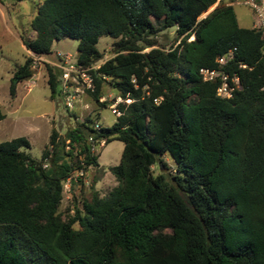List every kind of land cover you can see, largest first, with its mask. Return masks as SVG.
<instances>
[{"label": "trees", "instance_id": "16d2710c", "mask_svg": "<svg viewBox=\"0 0 264 264\" xmlns=\"http://www.w3.org/2000/svg\"><path fill=\"white\" fill-rule=\"evenodd\" d=\"M213 1L37 2L34 34H19L24 48L47 54L53 38L68 34L77 38L75 63L86 66L101 56L99 34L116 37L112 53L88 69V90L106 105L99 96L108 81L121 99L109 125L96 129L86 114L62 133L51 127L38 157L23 148L24 135L0 140V264H264L262 38L238 24L227 0L198 16ZM170 25L175 43L156 44L153 32ZM231 46L226 68L239 86L221 96L198 67L215 65ZM30 64L29 54L14 66L15 80L31 74ZM44 64L52 97L60 68ZM89 134L121 140L108 166L115 183L103 193L92 188L63 217L62 181L80 165L77 154L82 168L98 164ZM163 152L172 169L153 171Z\"/></svg>", "mask_w": 264, "mask_h": 264}, {"label": "rangeland", "instance_id": "374dc122", "mask_svg": "<svg viewBox=\"0 0 264 264\" xmlns=\"http://www.w3.org/2000/svg\"><path fill=\"white\" fill-rule=\"evenodd\" d=\"M40 0H0V109L3 116L0 117V140L16 135H24L29 145L23 147L31 156L38 157L40 151L47 144L48 133L54 127L58 133H62L66 126L74 124L84 115L90 114L97 120L98 124L109 125L115 118V112L111 110L112 103L120 100L116 91L108 81H102L100 85L99 99H104L106 105L99 106L92 99L89 90L80 78H68L64 85L59 77L61 86L60 93L49 96V87L45 80V64H52V61L60 62L55 56L59 54L67 61L75 58L77 38L68 34H60L50 42V51L41 54L47 60H36L31 66V74L27 77L13 80L12 71L17 63H20L24 56L30 52L24 48L20 41L19 34L31 37L34 34L30 27L29 18L34 12L35 5ZM214 0L204 8L198 16L217 3ZM238 24L248 26L253 20L251 8L241 2H232ZM157 23L156 20H153ZM156 44L167 47L175 43L176 37L172 25L158 28L152 34ZM192 35L189 34L187 38ZM116 37L107 34H99L95 42L100 50L101 56L92 64H96L112 53L113 41ZM149 46H144L147 49ZM54 65V64H53ZM13 82V92L10 93L8 85ZM69 97V104L65 103ZM125 97L123 100L127 101ZM98 106V107H96ZM48 145V144H47ZM122 142L116 137L104 140L102 145H96L94 154L97 165H86L81 174L75 179L68 181L63 179L61 198L58 210L61 216L71 213L73 203L80 204L81 199L89 196L91 189L98 193L105 192L115 183V179L108 169V166L115 164L119 158ZM79 154V153H78ZM77 154V155H78ZM161 160L156 159L152 164V170L169 169L173 167L171 157L167 152L158 154ZM73 173V171H72Z\"/></svg>", "mask_w": 264, "mask_h": 264}, {"label": "built area", "instance_id": "2783aa9c", "mask_svg": "<svg viewBox=\"0 0 264 264\" xmlns=\"http://www.w3.org/2000/svg\"><path fill=\"white\" fill-rule=\"evenodd\" d=\"M226 2L232 3V2H241L243 4L248 5L253 13V20L251 22V26H254L258 29L259 34L262 38V44H261V52L264 57V0H227ZM232 46L228 47L225 51L215 56L214 60L216 61V64L213 66H199L198 72L200 74V77L205 80H217L215 85V93L221 96H227L230 95L232 92V89L239 86V76L237 72L234 69L228 70L226 68V63L232 56ZM31 55V66L35 65L36 60H47L45 57H42L41 55H35L30 53ZM57 59L60 60V62L52 61L54 65L60 68V78L62 80V84L64 85L65 81L68 78L74 79L80 78L81 81L84 83V85L88 88L92 87L91 82V74L88 71L89 68L94 67V65L91 63L90 65L82 66L79 64H76L74 59L72 61H67L64 57L63 60L60 59L59 54L55 55ZM237 65L243 66V62H237ZM262 85H264V59H263V82ZM69 97H67L65 103L68 105ZM153 100L156 101L157 97H153ZM111 110L115 113H118V110L116 109L114 102L111 105ZM93 126L97 129L99 128V124L97 121L93 123ZM104 137L101 135L94 136L92 134H89L86 136V141L88 142V150L91 153H94V149L97 148L96 145H102L104 142ZM67 146V145H65ZM80 165L75 166L72 168L68 174L65 176V180L69 179H75L76 176L81 174L82 171V165L84 164L82 160V153L80 152L78 154ZM42 164H45V161L42 162ZM73 171V173H72Z\"/></svg>", "mask_w": 264, "mask_h": 264}, {"label": "water", "instance_id": "95a60500", "mask_svg": "<svg viewBox=\"0 0 264 264\" xmlns=\"http://www.w3.org/2000/svg\"><path fill=\"white\" fill-rule=\"evenodd\" d=\"M211 7H212V6H211ZM211 7H210V8H211ZM210 8H209V9H210ZM209 9H207V10H209ZM207 10H206V11H207ZM206 11H205V12H206ZM205 12H204V13H205ZM204 13H203V14H204ZM13 80H15V77H13Z\"/></svg>", "mask_w": 264, "mask_h": 264}, {"label": "crops", "instance_id": "0c3cea01", "mask_svg": "<svg viewBox=\"0 0 264 264\" xmlns=\"http://www.w3.org/2000/svg\"><path fill=\"white\" fill-rule=\"evenodd\" d=\"M22 43V42H21ZM23 45V44H22Z\"/></svg>", "mask_w": 264, "mask_h": 264}]
</instances>
